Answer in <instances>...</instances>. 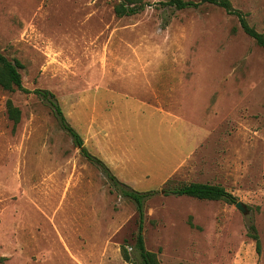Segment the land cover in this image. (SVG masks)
I'll return each mask as SVG.
<instances>
[{
	"label": "rangeland",
	"instance_id": "1",
	"mask_svg": "<svg viewBox=\"0 0 264 264\" xmlns=\"http://www.w3.org/2000/svg\"><path fill=\"white\" fill-rule=\"evenodd\" d=\"M120 1L144 7L118 16ZM164 1L0 0V51L22 64L29 90L0 87V264H132L122 246L139 262L135 203L80 153L34 89L54 93L101 161L103 130L130 149L128 170L105 164L133 189L155 191L142 235L160 264H264V50L219 6ZM230 1L264 34V0ZM125 94L182 122L192 152L176 172L161 154L176 134L161 132L157 117L137 116L141 129L128 120L129 132L113 126ZM7 99L20 109L15 127ZM191 181L219 184L235 201L165 194Z\"/></svg>",
	"mask_w": 264,
	"mask_h": 264
},
{
	"label": "trees",
	"instance_id": "2",
	"mask_svg": "<svg viewBox=\"0 0 264 264\" xmlns=\"http://www.w3.org/2000/svg\"><path fill=\"white\" fill-rule=\"evenodd\" d=\"M203 3L219 6L223 8L228 14L235 15L238 19L241 29L264 50V34L257 31L253 26L249 25L245 18L246 14L241 10L234 8L230 0H166L163 2L164 5L172 6L176 9H184L189 7L197 8ZM143 7V4H137L132 1H129V3L120 1L114 6V12L118 16L133 15L140 12ZM21 68L22 64L17 59L11 60L0 51V87L8 91L21 90L23 92H28L29 90H27L22 85V76L20 73ZM33 92L50 105L60 127L69 134L74 145L79 148L80 153L87 160L101 169L109 183L118 192V194L132 200L135 203L137 212L139 214V226L133 248L137 253L139 262L134 263L132 260H130L129 251L125 246L121 247L123 259L130 261L132 264H160L156 253L146 249L142 235L143 205L147 199L155 194V191H137L123 181L119 180L103 161L91 154L86 149L83 144V139L66 121V118L54 93L47 89H34ZM5 107L7 116L10 120H12L13 127H15V125L20 120V109L13 104L11 99L6 100ZM165 194H172L176 196L185 195L201 200H223L229 203H234L235 201L234 196L223 186L208 182L191 181L169 188L168 190H165ZM250 229L251 232L249 235L255 240V249L256 252H259V237L256 233L254 225L251 224Z\"/></svg>",
	"mask_w": 264,
	"mask_h": 264
},
{
	"label": "crops",
	"instance_id": "3",
	"mask_svg": "<svg viewBox=\"0 0 264 264\" xmlns=\"http://www.w3.org/2000/svg\"><path fill=\"white\" fill-rule=\"evenodd\" d=\"M128 97H123L118 100V108L117 111L114 112L115 115V120L113 119L112 116V124L113 126L118 125L121 130H126L130 129L131 125L134 124V122H128V120H134L135 121V126L141 129L142 127L139 125L141 121H137L135 119L137 116L140 115H146L147 120L150 119L149 121L153 120V118H158L156 119V125H158V129L163 132V133H174L176 134L175 139L168 138L170 140V143L166 145V148L163 147L162 151V159L164 158L163 155L168 156L169 163L171 162L172 169L169 171V174H172L176 172L186 161V159L190 156L192 152V144L188 142L187 135L185 132V127L181 124L182 122L172 113L165 111L161 108L154 107L150 105L149 103H145L143 101H135V99L132 97H129L128 94H125ZM131 101L133 104L131 105ZM136 104V105H135ZM142 108L147 109L145 111H140ZM138 112V113H137ZM141 112V113H140ZM107 119L103 120V126L105 122H111ZM95 132L96 136H98V122L96 121L95 123ZM105 128V126L103 127ZM115 130V128H114ZM129 132V131H128ZM106 130H103V134L106 136L104 141H107L106 145L101 144L99 147L96 148V153L103 161L106 163L111 169L114 170L115 167L120 166L123 171L128 170L127 164L128 161L130 160V149L128 147H122L120 146L119 143L115 142H110V140H107L109 134L106 135ZM112 135V134H111ZM85 138V142L83 141L84 146L87 148L89 147L88 141L86 140V137L82 136ZM114 139V136H111ZM82 138V139H83ZM132 151V148H131ZM129 155V156H128ZM133 155V154H131ZM168 163V164H169ZM168 164H160L161 168L167 169ZM167 175V177L169 176ZM121 176V175H120ZM123 179V177H120ZM124 180V179H123Z\"/></svg>",
	"mask_w": 264,
	"mask_h": 264
},
{
	"label": "water",
	"instance_id": "4",
	"mask_svg": "<svg viewBox=\"0 0 264 264\" xmlns=\"http://www.w3.org/2000/svg\"><path fill=\"white\" fill-rule=\"evenodd\" d=\"M235 207H236L237 209L241 210L243 213L246 212L245 207L243 206V204H242L240 201L235 202Z\"/></svg>",
	"mask_w": 264,
	"mask_h": 264
}]
</instances>
